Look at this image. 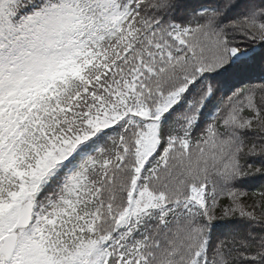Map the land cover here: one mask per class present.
Instances as JSON below:
<instances>
[{
    "label": "snow or ice",
    "instance_id": "1",
    "mask_svg": "<svg viewBox=\"0 0 264 264\" xmlns=\"http://www.w3.org/2000/svg\"><path fill=\"white\" fill-rule=\"evenodd\" d=\"M0 264H264V0H0Z\"/></svg>",
    "mask_w": 264,
    "mask_h": 264
}]
</instances>
